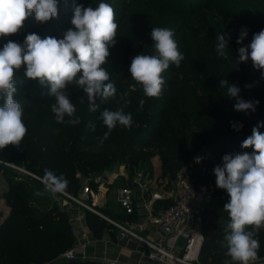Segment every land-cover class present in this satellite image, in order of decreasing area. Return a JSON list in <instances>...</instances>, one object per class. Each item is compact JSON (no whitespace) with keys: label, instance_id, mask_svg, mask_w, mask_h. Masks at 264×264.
Wrapping results in <instances>:
<instances>
[{"label":"trees","instance_id":"1","mask_svg":"<svg viewBox=\"0 0 264 264\" xmlns=\"http://www.w3.org/2000/svg\"><path fill=\"white\" fill-rule=\"evenodd\" d=\"M199 1L203 2L200 4ZM234 1L237 2L229 0L233 5ZM238 1L243 3L244 0ZM169 2L166 4H170ZM160 6L164 8L162 4ZM207 6L205 0H179L171 10L173 14L196 19L205 15L202 9ZM198 8L201 9L199 12ZM199 13L202 15L197 16ZM72 16V5L67 3L58 5V16L48 22L41 24L34 16L29 17L17 34L0 37V47L9 40L23 45L30 33H35L42 39L49 36L62 39L63 34L74 27L71 24ZM253 25L264 30V19L260 18ZM183 29H175L174 38L184 60L179 67L170 64L164 71L162 75L165 83L159 97L149 98V104L142 108L139 105V98L145 99L142 95L136 94L134 99L121 98V93L129 92L126 81L133 80L129 72L133 53L127 51L125 61L115 58L114 63H118L119 70H115L114 75L110 76V82L117 87V96L108 100L97 98L99 107L95 112H89L87 108L79 109V105H75V115L80 117L78 125L55 121L51 111L54 97L47 94V88L41 86L38 80L26 79L24 68L21 67L15 74L17 93L14 99L23 108V121L28 129L23 139L26 143L20 145V154L9 152L15 146L8 145L0 150V157L35 172L38 175L35 177L38 178L44 175L45 169L57 175L63 174L69 182L65 193L75 198H78L83 187L78 176L79 168L84 170L79 172L83 175L87 173L89 165L91 171L96 172L103 165L109 167L106 165L118 158L138 163L158 157L160 169L173 178L192 157L194 160L201 157L200 163L195 162L191 176L193 188L197 192L211 189V193L200 210V230L205 241L199 261L204 264H225L226 261L233 264L226 255L227 248L222 247L230 222L223 206L230 197L226 190L216 186L214 168L223 166L222 157L225 154L253 151V148L245 149L241 145L251 136L253 127L264 124V78L261 77V71L254 66L248 70L245 69L247 64L238 63L239 53L233 50L234 47L224 49L220 56L219 53L204 51L205 47L199 44L201 48L194 52L192 58V52L179 42ZM145 41L133 39L129 46L133 47ZM148 45L151 47L150 54H154V41L151 40ZM109 58L110 55L108 63L103 65L105 68L111 63ZM222 79L228 81L229 85L239 87V95L246 101H259L256 111L245 113L234 110L236 99L227 96L226 86L220 85ZM246 85L251 87H245ZM73 88L79 89L75 85H69L67 92ZM125 101L134 112L132 127L129 129L117 124L108 139L99 145L98 138L103 137L107 128L100 116L98 120L95 115H101L104 109L116 110ZM46 109V115L37 122L36 115ZM93 122L94 131L89 126ZM233 124L237 127L242 124L243 127L237 130ZM259 131L264 133V127H260ZM45 152L50 154V159L47 162L42 161L41 169L37 171L30 166V162L38 161ZM2 169L9 180L2 198L5 199L6 206L10 207V212L2 222L0 214V264H105L88 260H63L61 256L75 246L74 231L67 210L58 205L52 194H35L38 190L44 191V188L34 176L4 167ZM96 179L97 177H92L89 180L92 188L99 185ZM127 185L131 183L123 186ZM173 202L172 198L160 199L154 202L153 208L155 212L158 207L163 211ZM94 209L109 220H115L102 208ZM85 220L95 239H101L105 232L114 229L110 221L89 210L85 212ZM256 238L259 248L255 260L264 259V229L260 230Z\"/></svg>","mask_w":264,"mask_h":264},{"label":"clouds","instance_id":"2","mask_svg":"<svg viewBox=\"0 0 264 264\" xmlns=\"http://www.w3.org/2000/svg\"><path fill=\"white\" fill-rule=\"evenodd\" d=\"M59 0H0V37L17 34L29 17L39 23L48 22L58 16ZM71 24L62 39L55 37L41 38L35 33L26 36L24 44L9 40L0 47V150L8 145L20 148L28 129L23 121L22 105L14 99L17 93L16 71L24 68L26 79L38 80L47 88V94L54 97L51 111L57 123L78 125L76 106L69 99L67 87L75 85L87 94L88 111L95 112L99 107L97 98L108 100L117 96V87L110 82L109 72L103 65L108 63L109 48L116 44L118 24L114 8L108 3H99L98 7H84L73 3ZM247 36V29L241 31L237 40L241 44ZM154 41V54H137L130 64L129 72L135 82L142 86L145 97L155 98L161 95L163 73L171 65L179 67L184 55L179 51L174 31L165 27H154L151 31ZM217 51L223 55L226 40L223 35L217 37ZM238 63L251 59L255 69L261 71L264 78V30L253 34L251 43L238 49ZM226 86L227 96L236 99L234 110L255 112L259 101L245 100L240 97V88ZM245 87H251L246 85ZM128 93L120 94L121 98ZM145 101L141 99L142 108ZM127 101H125V106ZM67 117V119H66ZM100 119L107 131L98 138L99 145L107 140L117 124L131 128L132 115L124 108L104 109ZM95 130V125H89ZM233 127L239 130L243 125ZM264 124L252 128V134L241 147L253 148L251 153L225 154L223 166L214 168L216 186L226 190L230 199L223 208L230 217L222 247L227 248L226 255L233 264H250L258 255L259 241L256 238L264 229V133L259 131ZM201 157L195 162L200 163ZM3 162V161H0ZM44 191L36 195L50 193L64 194L68 180L63 174L45 169L39 178ZM230 230V231H229ZM225 264H229L228 261Z\"/></svg>","mask_w":264,"mask_h":264},{"label":"rangeland","instance_id":"3","mask_svg":"<svg viewBox=\"0 0 264 264\" xmlns=\"http://www.w3.org/2000/svg\"><path fill=\"white\" fill-rule=\"evenodd\" d=\"M168 1H170V4H166ZM173 1L174 4L179 2V0H159L157 2L156 0H59L58 5L67 3L73 5V3H76L83 4L84 7L91 6L95 8L98 7L99 3L103 2L110 4L114 8L115 20L118 24V28L117 36L115 38L116 44L109 48L111 56V58H109V62H111L109 65H112H108L106 70L109 72L110 76L114 75L115 70H119L118 63H114L115 58H122V60L125 61L128 56L127 51H131L133 53V57L137 54L151 53V47L148 45V42L152 40L151 31L154 27H165L172 29L173 31L178 28H184L179 42L185 46L190 53L192 52V58L194 57V52L198 51L201 46L205 47L204 51L219 53L216 47L218 44L217 37L219 35H223L225 37L227 42L225 48L226 50L234 47L233 50L238 52L240 47L247 46L251 43L253 34L262 30L253 24H255V21H260V18L264 19V0H244L243 3L237 0V2L234 1V5L233 3H230L229 0H205V4L207 3L208 5L207 8L204 7L202 9L205 11V15L203 16L202 13H199L197 16H202L196 19L194 17H186L185 15L173 14L171 10L174 5L171 4ZM202 2L203 1H199L200 4ZM161 4L164 6L163 9L160 6ZM197 10V12H199L201 9L198 8ZM241 20L247 21L248 23H241ZM243 29H247V36L243 39L241 44H238L237 40ZM133 39H145L147 42L145 41V43L142 42L130 47L129 45ZM199 44L202 45L200 46ZM219 55L222 56L220 53ZM243 64H247L245 69L248 70H250L253 66L251 59ZM262 81L264 82V79H262ZM126 84L129 87V92H127L128 95L125 98L134 99L136 98V94L144 96L142 86L137 82L131 80L126 81ZM67 93L72 103L76 106L77 104L79 105V109H88L87 94L84 93L81 88H73ZM144 98V105H148L150 99L145 96ZM140 100L141 98H139V101ZM121 107L124 108L125 113H130L132 115V119L134 120V112L130 105L126 104L125 106V103L122 102L116 109ZM47 111V109L41 110L36 115L37 122L42 120ZM99 116L100 115L96 114L95 118L99 120ZM92 124L94 125L95 123L93 122ZM25 143L26 142L22 140L21 144L24 145ZM9 152L20 154V150L15 147H11ZM49 159L50 154L45 152L38 161L30 162V166L36 168L37 171H40L41 162H47ZM0 161H3L0 162V214L2 222L10 212V207L6 206L5 199L2 198V193L5 188H7L9 182L2 167L12 169L17 172H23L29 176L35 177L38 175L35 172H31L26 168L20 167L16 163H12L4 157H0ZM104 166L105 165H103L101 169L96 170V172H93L91 171V167L89 165L86 169L87 173L83 175L79 173L83 172V169L81 170V168H79L77 170L83 186L88 184L90 188V196L91 192H99V189L102 188L107 191V194H109V197L113 201L112 197L116 194L117 189L122 187L125 183L132 184L136 178H142L145 191L150 192L149 198H152L153 194H157L167 199L171 198L170 195L175 190V185L179 175H188L193 186V180L191 177L195 168V160L193 157L187 162V164L184 165L183 168L177 171L173 178L171 175L164 173L160 169V160L158 157H154L150 161L141 160L138 163H130L126 158H118L110 162L109 165H106L109 167ZM92 177H97L96 181L99 182L100 187L97 185L92 188L89 185V180ZM199 193L203 197V202H205L211 193V189L202 190L199 191ZM63 195L59 193L55 195L56 202L61 206L63 204V200L60 199V197H63ZM80 197L81 195L79 193L78 199ZM88 201L89 199L87 200V203ZM90 207L94 208L91 205ZM116 210L117 212H121L118 208H116ZM161 210V207H158L156 215L159 214ZM132 221H135L134 216L131 218L123 216L122 219L115 218V220H113V224L115 225V228L120 227L122 229L125 227L131 231L128 226L131 225L130 223ZM184 243V239H180L178 246L183 247ZM200 263L204 264L203 262ZM250 264H264V259L251 261Z\"/></svg>","mask_w":264,"mask_h":264},{"label":"built area","instance_id":"4","mask_svg":"<svg viewBox=\"0 0 264 264\" xmlns=\"http://www.w3.org/2000/svg\"><path fill=\"white\" fill-rule=\"evenodd\" d=\"M39 179L38 177H36ZM40 180V179H39ZM136 190L145 192L142 178H136L131 185L122 186L116 191V203L126 215H132L136 208ZM65 196L77 202L85 209L94 212L102 218L110 221L87 204L90 196L88 184L82 187L81 197L73 198ZM153 199H161L162 196L152 195ZM173 204L153 215L151 222L157 229V237L149 240L138 236L125 227L124 232L135 236L147 248V258L158 264H201L200 253L205 241L204 234L200 230V210L203 203L202 195L193 188L188 175H179L175 190L173 191ZM74 231V230H73ZM184 239L183 247L178 246L179 240ZM65 261L76 258L75 250L71 249L61 256Z\"/></svg>","mask_w":264,"mask_h":264},{"label":"crops","instance_id":"5","mask_svg":"<svg viewBox=\"0 0 264 264\" xmlns=\"http://www.w3.org/2000/svg\"><path fill=\"white\" fill-rule=\"evenodd\" d=\"M98 187L100 186L98 185ZM149 193L136 190V208L132 215L123 214L116 203V194L112 197V201L107 191L102 188L99 189V192H91L88 204L102 208L114 218L122 219L123 216L127 218L134 216L135 221H132L128 228L138 236L153 240L157 237V229L151 222V218L156 215L153 208L154 202L160 199L149 198ZM170 197L173 199V193ZM60 199L63 200V207L59 203L58 205L67 210L74 230L75 246L73 249L76 259L105 264H158L147 258L148 250L140 240L124 232L120 227L115 228L113 223L114 229L111 232L107 231L101 239H95L86 224L85 212L87 209L65 195ZM116 208L122 213L117 212Z\"/></svg>","mask_w":264,"mask_h":264},{"label":"water","instance_id":"6","mask_svg":"<svg viewBox=\"0 0 264 264\" xmlns=\"http://www.w3.org/2000/svg\"><path fill=\"white\" fill-rule=\"evenodd\" d=\"M80 260L79 259H72V260H69L68 262H79ZM88 261H90V260H88Z\"/></svg>","mask_w":264,"mask_h":264}]
</instances>
